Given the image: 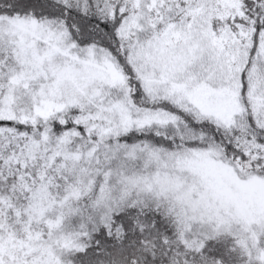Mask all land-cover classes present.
Masks as SVG:
<instances>
[{
  "label": "snow or ice",
  "instance_id": "1",
  "mask_svg": "<svg viewBox=\"0 0 264 264\" xmlns=\"http://www.w3.org/2000/svg\"><path fill=\"white\" fill-rule=\"evenodd\" d=\"M0 264H264V0H0Z\"/></svg>",
  "mask_w": 264,
  "mask_h": 264
}]
</instances>
